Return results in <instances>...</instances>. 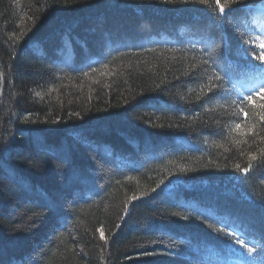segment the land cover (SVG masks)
<instances>
[{"label":"trees","instance_id":"1","mask_svg":"<svg viewBox=\"0 0 264 264\" xmlns=\"http://www.w3.org/2000/svg\"><path fill=\"white\" fill-rule=\"evenodd\" d=\"M219 2L235 6L0 0V264H244L225 245L264 243V128L239 107L257 75L245 64L264 62V0ZM213 60L233 68L216 96ZM178 202L207 218L183 220Z\"/></svg>","mask_w":264,"mask_h":264},{"label":"snow or ice","instance_id":"2","mask_svg":"<svg viewBox=\"0 0 264 264\" xmlns=\"http://www.w3.org/2000/svg\"><path fill=\"white\" fill-rule=\"evenodd\" d=\"M203 2V0H201ZM217 6L219 7V13L222 16H227L229 14V7H234L235 4L233 3L232 5H221L219 0H216ZM199 44L203 45V52L205 54H208L212 51V48L210 45L215 44V38L212 36H207V37H201V39L198 41ZM195 47V45H194ZM264 47V45H262ZM237 55L238 56H248L249 60H251V56L249 55V50L247 48H239L237 50ZM212 59V57L209 55L208 59L204 61L206 65H208V60ZM256 60H260L261 57L257 56L255 57ZM245 67L247 68V71L250 73H256L257 75L250 78L246 79L244 83L241 85L242 88L246 89L247 92L249 93L248 95H244L243 99L239 105L241 114L245 120L249 119L251 116L252 119H256L258 115L259 122L264 128V103H262L259 106V112L254 113L250 111H245L244 110V104L252 101L253 100V94L257 91V89L264 90V71H258V69H264V62L260 63L259 65L255 63L245 64ZM209 71L211 74L208 76V84H207V91L210 95L216 96L222 94V90L225 88V81L230 80L233 76V68L229 67L228 63L225 61L223 64H217L215 60H213L212 64L209 66ZM85 76L88 75V73L84 74ZM39 95V93H37ZM199 99V97H198ZM233 104H235V101H233ZM244 125L237 123L235 125V130H240ZM255 126H249L246 129V135L247 134H252L256 135L257 133L254 131ZM262 140H264V136L261 137ZM67 159V158H65ZM253 160H255V157H252ZM261 167H264V165H261ZM236 168L245 173L248 174L252 170V165L251 163L249 164L248 168H240L239 165H236ZM185 171H190V169H185L181 168L180 173H183ZM73 175L75 176L76 173L74 172ZM172 173H169V176H172ZM177 183L179 184L180 182H183L180 179L176 180ZM165 181L161 180L160 185L157 187L159 188L161 185H164ZM153 191H156L153 189ZM178 206L180 207H187L190 209L189 215H185L181 217L183 220H188L192 217L194 218H201L205 217L207 218L208 216V209L203 208V207H196L192 206L183 202H178ZM44 208H46L49 212H52L55 210V203L51 201L50 198H47V195L45 194V203L43 205ZM128 213V208L127 206L125 207V216ZM176 216H181L180 212L174 213ZM125 216H121V220L125 219ZM215 223L220 224L221 227L215 228L214 230L224 236H237L239 233V225L236 224L235 220L230 217V216H225V215H217L215 217ZM120 225H117V228H119ZM101 239H104V234L101 232ZM236 245H239L238 250H233V247L231 246V243L225 245V248L222 250L225 254H230L233 256L241 255L244 261V264H264V243H261L259 247L256 246H249V244L242 240L241 238L236 239ZM257 253L260 254V259L257 260L256 256Z\"/></svg>","mask_w":264,"mask_h":264},{"label":"bare ground","instance_id":"3","mask_svg":"<svg viewBox=\"0 0 264 264\" xmlns=\"http://www.w3.org/2000/svg\"><path fill=\"white\" fill-rule=\"evenodd\" d=\"M137 163V162H136ZM169 191V190H168Z\"/></svg>","mask_w":264,"mask_h":264}]
</instances>
